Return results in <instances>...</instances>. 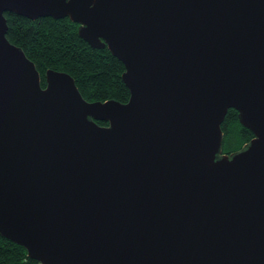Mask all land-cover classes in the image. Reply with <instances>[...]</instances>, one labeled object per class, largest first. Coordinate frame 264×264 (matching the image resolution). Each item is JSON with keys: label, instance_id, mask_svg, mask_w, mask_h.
Wrapping results in <instances>:
<instances>
[{"label": "water", "instance_id": "water-1", "mask_svg": "<svg viewBox=\"0 0 264 264\" xmlns=\"http://www.w3.org/2000/svg\"><path fill=\"white\" fill-rule=\"evenodd\" d=\"M6 14L79 25L129 102L43 88ZM230 110L254 139L222 155ZM0 236L39 264H264V0H0Z\"/></svg>", "mask_w": 264, "mask_h": 264}, {"label": "trees", "instance_id": "trees-1", "mask_svg": "<svg viewBox=\"0 0 264 264\" xmlns=\"http://www.w3.org/2000/svg\"><path fill=\"white\" fill-rule=\"evenodd\" d=\"M5 18L7 39L20 47L35 64L43 88L46 87V72L55 70L69 74L89 103L129 102L130 91L122 79L126 71L124 65L107 48L96 50L82 40L78 33L79 25L68 18L31 21L12 14H6ZM222 132V155L240 152L254 139L253 133L240 124L235 110L227 113ZM0 264L39 263L29 258L23 247L0 236Z\"/></svg>", "mask_w": 264, "mask_h": 264}]
</instances>
